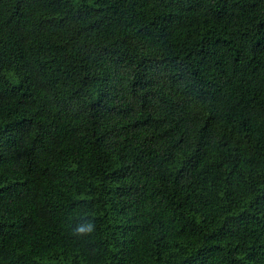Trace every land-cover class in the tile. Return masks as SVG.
Instances as JSON below:
<instances>
[{
  "label": "trees",
  "instance_id": "1",
  "mask_svg": "<svg viewBox=\"0 0 264 264\" xmlns=\"http://www.w3.org/2000/svg\"><path fill=\"white\" fill-rule=\"evenodd\" d=\"M0 264H264V0H0Z\"/></svg>",
  "mask_w": 264,
  "mask_h": 264
},
{
  "label": "clouds",
  "instance_id": "2",
  "mask_svg": "<svg viewBox=\"0 0 264 264\" xmlns=\"http://www.w3.org/2000/svg\"><path fill=\"white\" fill-rule=\"evenodd\" d=\"M96 231V225L94 222H89L87 224H81L74 228V236H88Z\"/></svg>",
  "mask_w": 264,
  "mask_h": 264
}]
</instances>
